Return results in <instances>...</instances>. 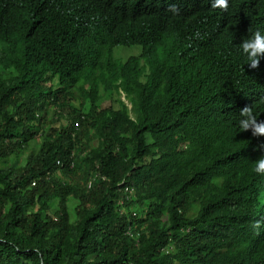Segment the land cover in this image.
I'll return each mask as SVG.
<instances>
[{
	"label": "trees",
	"instance_id": "obj_1",
	"mask_svg": "<svg viewBox=\"0 0 264 264\" xmlns=\"http://www.w3.org/2000/svg\"><path fill=\"white\" fill-rule=\"evenodd\" d=\"M257 30L264 0H0V264H264Z\"/></svg>",
	"mask_w": 264,
	"mask_h": 264
},
{
	"label": "clouds",
	"instance_id": "obj_2",
	"mask_svg": "<svg viewBox=\"0 0 264 264\" xmlns=\"http://www.w3.org/2000/svg\"><path fill=\"white\" fill-rule=\"evenodd\" d=\"M229 0H211V6L213 9H220L227 11ZM170 11L176 13L178 10L175 6L170 8ZM242 55L246 58L247 65L250 70L258 69L264 63L261 59H264V32L257 30L252 32L251 35H247L242 39V43L239 45ZM260 91L264 93V84ZM258 103L264 104V97H260ZM237 124L241 132H251L253 138L264 137V121H260L257 118V114L254 110V104L246 105L239 111V119ZM264 148V145L260 146ZM252 171L258 176H264V155L259 157L254 162ZM264 221H256L252 226L254 229H259Z\"/></svg>",
	"mask_w": 264,
	"mask_h": 264
},
{
	"label": "rangeland",
	"instance_id": "obj_3",
	"mask_svg": "<svg viewBox=\"0 0 264 264\" xmlns=\"http://www.w3.org/2000/svg\"><path fill=\"white\" fill-rule=\"evenodd\" d=\"M139 52H140V46L136 45V44L130 45V46H114L111 50V56L116 61H123L129 56L137 55ZM114 97H117V96L114 94ZM119 98L123 99L124 103L129 108L128 113L131 116L130 105H129L128 101L122 96V94L119 96ZM109 103H110V101L106 98H103L101 100V106L102 107L109 105ZM114 106H116V105L114 104ZM44 120H45V123H42V125L45 126V128L48 124L50 126L56 128V127H59L61 124H64L66 122V118L61 113L60 114H58V113L53 114V110L50 107H48L45 110ZM72 203L73 202L70 200L67 202L70 211H71ZM71 216H72V214H71Z\"/></svg>",
	"mask_w": 264,
	"mask_h": 264
},
{
	"label": "built area",
	"instance_id": "obj_4",
	"mask_svg": "<svg viewBox=\"0 0 264 264\" xmlns=\"http://www.w3.org/2000/svg\"><path fill=\"white\" fill-rule=\"evenodd\" d=\"M87 185H89V181H88ZM126 192L130 193V190H127L126 188L123 190V195H122L123 198L121 197L119 199V201H118L119 204H122L123 200L128 198V194L126 195ZM127 233L130 234L129 231H127Z\"/></svg>",
	"mask_w": 264,
	"mask_h": 264
}]
</instances>
